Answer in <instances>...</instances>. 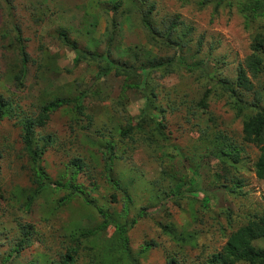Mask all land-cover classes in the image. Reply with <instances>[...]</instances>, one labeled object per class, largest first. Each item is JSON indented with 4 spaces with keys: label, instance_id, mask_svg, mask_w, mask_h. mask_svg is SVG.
Here are the masks:
<instances>
[{
    "label": "rangeland",
    "instance_id": "rangeland-1",
    "mask_svg": "<svg viewBox=\"0 0 264 264\" xmlns=\"http://www.w3.org/2000/svg\"><path fill=\"white\" fill-rule=\"evenodd\" d=\"M60 33L87 55L76 59ZM255 33L262 39L253 40ZM255 44L264 63V8L254 0H0V103L9 109L0 117V264H57L66 252L70 264H107L110 257L100 259L115 240L111 224L99 229L95 245L80 241L67 251L81 229L104 221L98 209L120 224L136 219L127 231L136 264H205L228 231L262 208L264 183L253 170L258 150L242 139L241 124L254 112L246 103L253 91L264 95V70L250 77L244 108L238 90L219 82L233 81ZM20 46L27 61L18 82ZM147 59L163 64L147 75L145 89L134 72L97 75L108 61L137 66ZM82 89L81 108L69 102L39 114L40 101H70ZM38 117L44 123L36 132L53 137L37 160L48 190L34 183L32 156L19 138L22 123ZM73 162L82 192L67 201L69 188L51 186L68 178ZM187 181L202 195L178 193ZM186 234L193 244L178 241Z\"/></svg>",
    "mask_w": 264,
    "mask_h": 264
},
{
    "label": "trees",
    "instance_id": "trees-1",
    "mask_svg": "<svg viewBox=\"0 0 264 264\" xmlns=\"http://www.w3.org/2000/svg\"><path fill=\"white\" fill-rule=\"evenodd\" d=\"M260 3L261 6L264 8V3L262 4L260 0H254ZM144 0H141V3H143ZM252 6L249 7L251 9ZM153 9V4H150L146 11L144 12V18H142V22L145 24V22L148 24L147 19L149 17L150 11ZM257 14H261L258 12ZM173 28V24L169 25L167 29L165 30L164 35L167 36L170 33V30ZM60 39L62 42H64L67 46H69L74 52H75V58L77 59L79 56H85L87 53L85 51H82L81 49L77 48L75 44L69 43L66 39V36L63 33L59 34ZM258 41L261 40L260 33H255L253 35V40L257 39ZM168 39V38H167ZM168 41L165 40V44H167ZM259 44V43H258ZM259 45L255 44L252 46V52H249L248 55H246L243 59L242 65H239L236 70L235 78L233 81L228 83L226 80H220L219 82L222 84L223 88L229 91L230 93L235 94L236 89L238 90L239 94V100L243 104L242 108H244V100L242 99V93L243 92H249L253 89V84L250 79V77H257L259 73H261L264 70V63L263 59L261 57V50H258ZM20 54H21V63H20V69L18 70L17 74H14V78L17 79L19 82L21 80L22 75L26 71V61H27V55L25 51L23 50V47L20 46ZM179 63L183 64L184 66L188 67L189 70H192V65L184 63L181 59L177 60ZM163 64L161 61L151 62L150 59H147L143 65H124L120 63H113L111 61H108L107 64L105 63V67L102 70H99L97 75H104L106 74L110 69H113L115 72L123 71L124 74L134 72L139 75V79L137 80L136 86L140 89H145V78L147 75L152 71L153 69H156L160 67ZM38 65V64H37ZM237 92V93H238ZM87 93L86 89H82L81 92L77 93L76 96H74L70 101L66 98H61L59 96L51 95L50 99H47L45 101H40L39 107L40 112L42 113H48L50 111L56 110L58 107L62 106L63 104H69V102L73 103L74 106L77 108H81V101L84 94ZM254 93V101L251 103H247V107H254V112L246 115V118L242 120L241 124V135L242 139L248 143L253 144L257 150L258 155L256 157V160L253 164V170L255 177L261 180L264 183V109L261 107L260 103L264 99V95L260 94L257 90L253 91ZM236 95V94H235ZM146 105L150 109V112L157 113L155 108L151 106L147 100ZM199 104L201 107H205L206 103L204 101V98L201 97L199 100ZM240 105V106H241ZM155 109V110H154ZM7 109L6 106H3V103H0V117L7 115ZM44 123V120L41 118H36V120H26L21 125V133L19 135L20 141L23 143V145L26 147L27 151L31 153L32 156V163L34 166H32L33 170V181L36 184L44 185L41 188L48 190L49 187H45L46 185H49V183L45 180L40 179V177H43L44 172L41 170V167L38 166L37 160L39 155L43 153L45 148L49 147L53 142V137L48 135H40L36 132V129L40 127ZM130 123V122H129ZM134 125V124H133ZM131 128L130 126L128 128H124L120 131L122 135H125L127 131ZM105 151L107 152V155H105V167L108 173H110V166L112 162V155L111 153V145L106 144ZM32 149V151H31ZM223 156L232 157V160H235L236 156L232 155V152L230 151H222ZM35 160V162H34ZM80 168V164L77 162L72 163L71 172L68 176V178L62 182V179H58L55 181L51 187H54L58 190H65L66 188H69V193L64 197L65 200H69L70 195L73 193H81L82 188L75 183L74 181V175L77 174L78 169ZM107 176H110L109 174ZM109 181H113L112 185L115 187V182L112 179H109ZM121 185V183L119 184ZM122 186H127V183H122ZM126 188V187H125ZM126 191V190H125ZM178 193L183 194L184 192H189L192 194H199L202 195L200 191H198V188L196 185H194L192 182L187 181L183 182L180 187L177 189ZM37 194V190H34L31 195H29V198L35 197ZM126 199L129 200L128 194H125ZM202 198H205L203 196ZM84 201L86 199L84 198ZM98 211L102 214L104 217V221H101L99 224L94 225L91 228H85L81 229L77 235L72 237L73 239L70 240L68 250L67 251H76L79 245V242L88 240L91 242V244L95 245V238L98 234L99 229H102L105 225L111 224L115 230V240L111 243V246L109 249H104L101 252V255H103V260L100 259L101 263L106 262V258L110 257L107 260V264H118L119 260L121 258H125L128 264H136V258L130 254V250L128 248L127 244V231L132 225L136 222V219H131L130 222H124L123 224L118 223L117 220H114L111 217V214H106L105 211H102L101 209H98ZM167 226V224H164ZM168 225L167 227H169ZM164 231L168 234H173V231L171 228L164 227L162 225ZM188 238V239H185ZM189 238H192V235L186 234L185 236H180L178 241L182 242H188L190 244H193V241ZM262 242L264 244V195L262 196V208L259 213L253 214L252 217L248 218L246 222L238 227H236L233 230L228 231V233L225 235V240L223 241V244L221 245L220 249L216 252L211 253L209 258L206 260L205 264H235L237 262H246L248 264H264V247H261L256 244V242ZM83 248H87L88 250H91L92 247H90L88 244H86ZM112 251H118L120 253V257H114ZM112 254V256L110 255ZM117 253V252H116ZM106 259V260H105ZM72 262V256L66 252V254L61 258V260L57 264H70Z\"/></svg>",
    "mask_w": 264,
    "mask_h": 264
}]
</instances>
